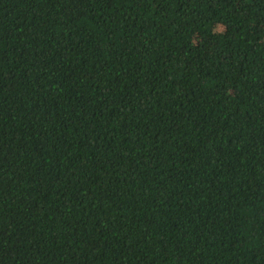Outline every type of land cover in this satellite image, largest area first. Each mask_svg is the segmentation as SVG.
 <instances>
[{
	"label": "trees",
	"instance_id": "1",
	"mask_svg": "<svg viewBox=\"0 0 264 264\" xmlns=\"http://www.w3.org/2000/svg\"><path fill=\"white\" fill-rule=\"evenodd\" d=\"M0 264H264V0H0Z\"/></svg>",
	"mask_w": 264,
	"mask_h": 264
}]
</instances>
